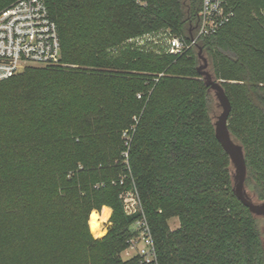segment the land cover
I'll list each match as a JSON object with an SVG mask.
<instances>
[{"label":"trees","instance_id":"obj_1","mask_svg":"<svg viewBox=\"0 0 264 264\" xmlns=\"http://www.w3.org/2000/svg\"><path fill=\"white\" fill-rule=\"evenodd\" d=\"M47 4L60 63L0 81V264H147L122 255L142 217L157 264H264L259 216L235 193L198 70L202 51L232 105L246 193L264 202V0H228L230 21L177 55L167 36L191 40L202 0ZM145 33L157 41H130ZM129 190L142 208L133 214ZM104 206L110 226L96 238L107 215L97 228L91 217Z\"/></svg>","mask_w":264,"mask_h":264},{"label":"built area","instance_id":"obj_2","mask_svg":"<svg viewBox=\"0 0 264 264\" xmlns=\"http://www.w3.org/2000/svg\"><path fill=\"white\" fill-rule=\"evenodd\" d=\"M233 15L228 0H202L196 33L190 41L169 33L166 51L174 55L183 53L195 46L199 39L215 34ZM156 39L153 33H145L130 41L142 47ZM61 55L58 25L50 13L47 0H16L0 12V81L19 74L29 65L58 64ZM123 196L128 214L142 210L135 190H129ZM133 228L139 234L130 240L122 255L125 258L140 255L147 264H157L154 241L146 218L138 219Z\"/></svg>","mask_w":264,"mask_h":264},{"label":"water","instance_id":"obj_3","mask_svg":"<svg viewBox=\"0 0 264 264\" xmlns=\"http://www.w3.org/2000/svg\"><path fill=\"white\" fill-rule=\"evenodd\" d=\"M203 60L205 64L198 67V70L205 77L206 84L209 85L211 89L215 91L216 97L222 108L221 114L215 121L216 136L225 151L229 154L232 163L235 167V193L237 197L243 202L245 206L250 209L253 214L257 216H264V202L257 203L253 201L247 195L245 190L247 166L245 162L243 147L234 141L228 126V120L232 109L230 99L227 96L223 85L219 81L215 80L213 78V75L209 71L205 70L208 66V63L206 58L203 57Z\"/></svg>","mask_w":264,"mask_h":264},{"label":"rangeland","instance_id":"obj_4","mask_svg":"<svg viewBox=\"0 0 264 264\" xmlns=\"http://www.w3.org/2000/svg\"><path fill=\"white\" fill-rule=\"evenodd\" d=\"M7 7L3 8L2 10L6 9ZM2 10H0V12ZM201 55H202V57H201ZM201 55H200V58H199L198 67H200V66H202V65L205 64V62L203 60V57H204V58H206L207 63H208V66H207V68L205 70H207V71H209L211 73L210 61H209V58H208L207 54L201 52ZM210 93H211V98H210L211 99L210 100V102H211V113H212V115L214 117V120L216 121L217 118H218V116L222 112V108H221V106L219 104V101H218V99L216 97L215 91L214 90H211ZM255 202L258 203L257 200H255ZM97 213L100 216H104V214L107 215L106 218L103 219L102 220V223H101V225H102L101 230L103 231V234L96 236L95 234H93V232L91 230V232H92V234H93L94 237L101 238V237L105 236L107 234V232H108V229H109V226H110V215H111V211L108 208H104L103 212H101V213L97 212ZM257 219H258V225H259V228H260V231H261V234H262V237H263V241H264V217L263 216H259ZM169 223H170V226H171L172 229L177 228L179 226V224H180L179 219L177 217L172 218ZM92 224H94V226L96 228L98 227V221L97 222H92ZM90 229H91V227H90ZM123 257H125V256L123 255Z\"/></svg>","mask_w":264,"mask_h":264},{"label":"bare ground","instance_id":"obj_5","mask_svg":"<svg viewBox=\"0 0 264 264\" xmlns=\"http://www.w3.org/2000/svg\"><path fill=\"white\" fill-rule=\"evenodd\" d=\"M99 220V215L97 212H93L92 217H91V221L92 222H97Z\"/></svg>","mask_w":264,"mask_h":264},{"label":"crops","instance_id":"obj_6","mask_svg":"<svg viewBox=\"0 0 264 264\" xmlns=\"http://www.w3.org/2000/svg\"><path fill=\"white\" fill-rule=\"evenodd\" d=\"M104 208H108L111 211V215H112V212H113L112 208L104 206L101 212H103ZM111 215H110V217H111Z\"/></svg>","mask_w":264,"mask_h":264}]
</instances>
